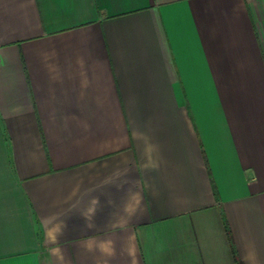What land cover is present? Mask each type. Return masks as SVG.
Masks as SVG:
<instances>
[{"label": "crops", "instance_id": "crops-1", "mask_svg": "<svg viewBox=\"0 0 264 264\" xmlns=\"http://www.w3.org/2000/svg\"><path fill=\"white\" fill-rule=\"evenodd\" d=\"M50 218L64 264H264V0H0V264Z\"/></svg>", "mask_w": 264, "mask_h": 264}, {"label": "clouds", "instance_id": "clouds-1", "mask_svg": "<svg viewBox=\"0 0 264 264\" xmlns=\"http://www.w3.org/2000/svg\"><path fill=\"white\" fill-rule=\"evenodd\" d=\"M143 140V151L146 157V166L155 167L156 162L154 159V153L158 151V146L151 141V138L146 134L141 136ZM133 198L135 202L139 204V194L134 193ZM91 211V210H90ZM64 224L62 222H56L55 218L49 219V226L46 229V241L50 245V251L56 258L54 264H64V254L59 246L60 237L63 235Z\"/></svg>", "mask_w": 264, "mask_h": 264}, {"label": "trees", "instance_id": "trees-1", "mask_svg": "<svg viewBox=\"0 0 264 264\" xmlns=\"http://www.w3.org/2000/svg\"><path fill=\"white\" fill-rule=\"evenodd\" d=\"M238 262V264H243L241 261H237Z\"/></svg>", "mask_w": 264, "mask_h": 264}]
</instances>
